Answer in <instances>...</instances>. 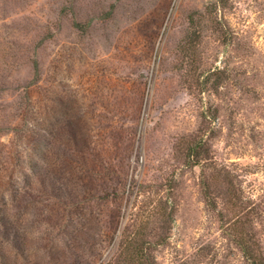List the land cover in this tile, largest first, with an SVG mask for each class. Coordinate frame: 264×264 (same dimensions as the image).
<instances>
[{
    "label": "rangeland",
    "instance_id": "rangeland-1",
    "mask_svg": "<svg viewBox=\"0 0 264 264\" xmlns=\"http://www.w3.org/2000/svg\"><path fill=\"white\" fill-rule=\"evenodd\" d=\"M0 157V264H264V0H0Z\"/></svg>",
    "mask_w": 264,
    "mask_h": 264
},
{
    "label": "trees",
    "instance_id": "trees-1",
    "mask_svg": "<svg viewBox=\"0 0 264 264\" xmlns=\"http://www.w3.org/2000/svg\"><path fill=\"white\" fill-rule=\"evenodd\" d=\"M226 0H218V4H224ZM204 152V151H203ZM208 157H206L205 153H196V158L193 159L194 164L198 165L203 160H208ZM2 157H0V236H2L3 242H6V248L9 246H12L14 250H16L18 253L23 254L25 249V239L23 237L22 232V215H23V200H24V191L22 188L21 182H23V179H20V176H16L13 172L19 171L21 174L22 169V162L19 163V161H15L12 163H9V161L6 158V161H1ZM23 172V171H22ZM221 173V172H219ZM214 174V173H213ZM202 180L201 183L203 184V188L206 190L210 188L212 185V179L208 176V174H202ZM32 177V175H31ZM36 188H35V179L34 177L30 181V189H29V196L31 200L35 199ZM207 200L211 207L216 208L217 202L213 195L207 193ZM64 212L62 211L61 214H58V216H55L52 213L49 218L53 216L55 220L60 219L62 214ZM65 215V214H64ZM165 216L168 221L172 220L171 212L168 211L165 213ZM88 219V217H87ZM164 240V237H163ZM236 242L239 244V246L242 248L247 261H249L251 264H262L261 260L257 259V257H254L253 253V243L251 241H248L244 239L243 237L237 238ZM53 246V243L51 244ZM56 245H59V242L56 243ZM69 247H65V249H62L64 247L56 248V259L57 264H71V261L75 262L76 264H86V261L84 257L78 253V248L76 244H69ZM5 248H1L0 252L4 250ZM144 252V248L140 247L138 249V252ZM153 262H155V258L153 259ZM9 264V263H4ZM28 264H34L28 263ZM141 264V263H139ZM154 264V263H153Z\"/></svg>",
    "mask_w": 264,
    "mask_h": 264
}]
</instances>
